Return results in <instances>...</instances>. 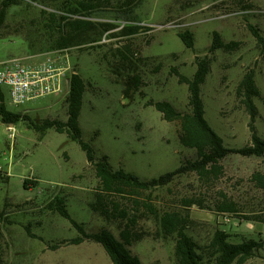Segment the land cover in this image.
I'll return each instance as SVG.
<instances>
[{
    "label": "rangeland",
    "instance_id": "rangeland-1",
    "mask_svg": "<svg viewBox=\"0 0 264 264\" xmlns=\"http://www.w3.org/2000/svg\"><path fill=\"white\" fill-rule=\"evenodd\" d=\"M68 3L23 1L8 8L0 25V64L53 52L66 55L70 76L78 74L86 84L80 116L83 139L99 157L108 156L114 170L150 180L196 159L195 150L179 141L180 123L165 121L147 103L168 101L180 112L189 111L188 87L179 84L174 70L192 78L198 58L212 61L202 87L206 119L228 148L251 143L250 115L237 88L254 71L261 91L254 100L259 112L255 126L264 140V47L249 27L264 37V0H103L91 14L74 17L90 26L65 42L57 27ZM49 13L57 15L56 24ZM187 31L193 35V49L179 38ZM215 33L224 43L236 45L211 52ZM135 77L140 87H128ZM66 100L67 94L55 95L14 107L7 96L6 104L35 122H66ZM8 128L0 117V163L8 171L0 164V264H112L95 242L70 244L79 232L49 209L61 197L87 234L108 229L120 239L119 225L91 210L100 182L79 144L55 130L40 139L27 122L14 125L15 132ZM220 167L218 177L201 180L188 173L164 188L119 199L135 215L133 226L141 240L130 249L143 264H177V237L165 234L161 226L166 212L180 215L202 264H211V243L219 230L233 244L262 242L245 264H264V188L252 181L255 173L264 174V157L232 155ZM27 178L36 187L24 189ZM147 205L160 217L151 215Z\"/></svg>",
    "mask_w": 264,
    "mask_h": 264
},
{
    "label": "trees",
    "instance_id": "trees-1",
    "mask_svg": "<svg viewBox=\"0 0 264 264\" xmlns=\"http://www.w3.org/2000/svg\"><path fill=\"white\" fill-rule=\"evenodd\" d=\"M2 11L0 13V25L3 24L8 8L23 1L37 3L43 0H0ZM69 2L67 14L59 17L58 30L66 42L67 37L80 35L90 26L88 21L74 19L84 17L96 11L103 0H54ZM133 5V4H132ZM132 5L128 7H131ZM130 11V10H129ZM50 22L56 24V14L49 13ZM250 31L258 43L264 47V37L260 31L249 26ZM179 38L188 49L194 48V39L191 32L179 34ZM236 44H226L219 33H215L211 52L215 50H232ZM212 61L210 58L197 59V70L192 78L174 70L179 84L186 85L189 90V111H178L171 102L149 101L148 106L154 107L167 122L180 123L179 141L185 148L195 150L196 159L182 163L177 169L165 173L150 180H144L133 172L124 169L114 170L109 162L108 156L99 157L92 145L83 139V131L80 126V116L83 108V98L86 92L85 81L75 74L70 79V90L67 94V121L46 120L42 123L35 122L22 113L12 112L7 108L6 95L0 90V117L3 124L8 126L20 122H27L29 129L34 130L43 139L47 132L55 130L57 133L66 134L68 138L79 144L85 152L87 163L95 170L99 179V187L95 194V200L91 204V210L109 224H118L120 228V239L108 229H103L97 234H87L83 226L75 221L61 197L55 198L49 209L57 212L62 218L68 220L79 232L80 236L69 241L72 245H80L91 241L101 245L112 264H143L141 260L133 255L130 247L134 242L141 240L135 231L133 219L135 215L124 209L119 199H125L127 194L136 196L140 192H153L173 183L176 178L188 173H196L201 180L209 179L211 176L220 174L222 161L232 155L243 157H264V140L258 135L255 123L259 114L255 99L261 97V91L255 80L254 71L248 72L237 88V96L241 99L250 115L249 129L251 132V143L243 148H228L217 132L209 125L206 119L202 87L206 83L211 72ZM140 78H131L127 86L140 87ZM128 97L127 92L125 93ZM252 181L260 188H264V174L255 173ZM24 189L31 190L36 187L30 179L23 182ZM151 215L158 218L159 212L153 205H147ZM223 212L229 208L222 207ZM161 226L165 234L176 235L175 258L177 264H202V258L198 254L197 245L187 234L179 214L166 212L161 215ZM30 236L34 237L30 230ZM263 247L262 242L246 241L240 244L229 242V235L224 231H217L211 243L214 255L211 264H245L255 257L258 250ZM54 249L58 247H52Z\"/></svg>",
    "mask_w": 264,
    "mask_h": 264
},
{
    "label": "built area",
    "instance_id": "built-area-1",
    "mask_svg": "<svg viewBox=\"0 0 264 264\" xmlns=\"http://www.w3.org/2000/svg\"><path fill=\"white\" fill-rule=\"evenodd\" d=\"M71 66L60 52L13 59L0 64V90L14 107L68 94ZM4 89H8V95ZM7 102V100H6ZM15 132L14 126L8 128Z\"/></svg>",
    "mask_w": 264,
    "mask_h": 264
},
{
    "label": "crops",
    "instance_id": "crops-1",
    "mask_svg": "<svg viewBox=\"0 0 264 264\" xmlns=\"http://www.w3.org/2000/svg\"><path fill=\"white\" fill-rule=\"evenodd\" d=\"M13 126H14V125H13ZM9 127H10V126H9ZM4 155H5V153H4ZM0 164H1V163H0ZM1 165H2L3 168H5L4 170L7 171L6 167H5L3 164H1ZM7 172H8V171H7ZM8 174H9V173H8ZM9 176H10V174H9ZM10 178H11V176H10Z\"/></svg>",
    "mask_w": 264,
    "mask_h": 264
}]
</instances>
